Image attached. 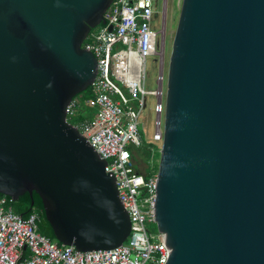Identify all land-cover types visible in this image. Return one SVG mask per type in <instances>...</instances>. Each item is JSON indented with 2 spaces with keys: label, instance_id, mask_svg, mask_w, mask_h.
Segmentation results:
<instances>
[{
  "label": "water",
  "instance_id": "1",
  "mask_svg": "<svg viewBox=\"0 0 264 264\" xmlns=\"http://www.w3.org/2000/svg\"><path fill=\"white\" fill-rule=\"evenodd\" d=\"M114 0H0V194L36 193L58 243L124 244L132 222L68 107ZM155 215L166 264H264V0H183L169 58Z\"/></svg>",
  "mask_w": 264,
  "mask_h": 264
},
{
  "label": "built area",
  "instance_id": "2",
  "mask_svg": "<svg viewBox=\"0 0 264 264\" xmlns=\"http://www.w3.org/2000/svg\"><path fill=\"white\" fill-rule=\"evenodd\" d=\"M157 0H114L105 14L106 26L88 35L83 48L98 62V74L87 106L96 112L93 120L74 125L82 101L73 99L68 107V122L77 127L97 153L107 161L106 173H113L120 200L132 222L131 234L124 244L110 251L78 252L75 247L59 245L39 232V216L29 218L14 212L8 197L0 198V264H166L171 250L165 234L154 235L148 223H156L157 176L149 181L136 171L131 146L142 145L139 117L144 97L155 96L158 103L157 131L154 139H164L166 110V17L163 27L153 28L160 12ZM165 5V0L163 1ZM161 60L155 92L145 89L147 58ZM138 103V107L132 105ZM145 194L144 199H139ZM159 230V229H158Z\"/></svg>",
  "mask_w": 264,
  "mask_h": 264
},
{
  "label": "rangeland",
  "instance_id": "3",
  "mask_svg": "<svg viewBox=\"0 0 264 264\" xmlns=\"http://www.w3.org/2000/svg\"><path fill=\"white\" fill-rule=\"evenodd\" d=\"M164 0H157L155 3V10L159 11L160 14L153 21V28L155 30H161L163 27V11L164 16L166 17V59H165V74L167 79L169 58L172 51V45L175 38L182 3L183 0H165V5L163 3ZM161 71V60L157 55L151 56L147 58L146 61V81H145V89L149 92H155L158 90V78ZM145 106L141 110L139 117V130L142 140V145L140 147L131 146L130 150L132 153L136 154V160L143 166L152 165V163L146 162V152L149 148L154 147L157 152L160 153L163 142H158L154 139V136L157 131V114L155 112V107L158 103V99L155 96L147 95L144 97ZM132 105L138 107L137 102H133ZM79 111L85 117H90L92 115L93 109L87 106L86 102L82 103ZM164 121V119H163ZM159 159L155 160V164L159 165ZM145 167V168H146ZM146 197L145 194H141L139 199H144ZM147 229L152 234L156 235L159 230L156 223H148Z\"/></svg>",
  "mask_w": 264,
  "mask_h": 264
},
{
  "label": "trees",
  "instance_id": "4",
  "mask_svg": "<svg viewBox=\"0 0 264 264\" xmlns=\"http://www.w3.org/2000/svg\"><path fill=\"white\" fill-rule=\"evenodd\" d=\"M92 98V88H89L85 93H82L81 95L77 96L76 99H80L82 103L87 102V100ZM91 108V107H90ZM93 109V108H92ZM82 111H79L76 117L71 119V123L74 125H79L80 122L86 121V120H93L96 112L93 109L92 115L90 117H85L82 113ZM146 162L152 163V165L143 166L136 160V155L134 156L136 171L143 175L147 181H149L152 177L157 176L159 165L155 164V160L159 159L160 153L157 152V150L154 147H151L146 152ZM146 167V168H145ZM4 197L0 194V198ZM11 201V200H10ZM12 205V208L15 213L23 216L25 219L29 218L31 215L36 213L39 216V232L45 236L51 239L52 241L57 242V239L55 237V233L51 227V225L47 222L44 211H43V202L41 198L34 193L32 196L30 194H25L22 196L18 201L16 202H10ZM59 245H62L59 243Z\"/></svg>",
  "mask_w": 264,
  "mask_h": 264
},
{
  "label": "flooded vegetation",
  "instance_id": "5",
  "mask_svg": "<svg viewBox=\"0 0 264 264\" xmlns=\"http://www.w3.org/2000/svg\"><path fill=\"white\" fill-rule=\"evenodd\" d=\"M166 21V20H165Z\"/></svg>",
  "mask_w": 264,
  "mask_h": 264
}]
</instances>
